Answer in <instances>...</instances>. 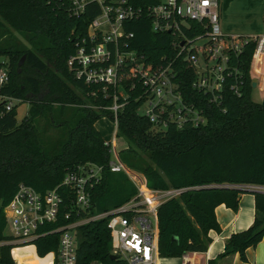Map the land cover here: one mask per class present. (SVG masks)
I'll use <instances>...</instances> for the list:
<instances>
[{
    "label": "trees",
    "instance_id": "obj_1",
    "mask_svg": "<svg viewBox=\"0 0 264 264\" xmlns=\"http://www.w3.org/2000/svg\"><path fill=\"white\" fill-rule=\"evenodd\" d=\"M131 1L135 6L148 2ZM98 14L100 7L95 2L74 16L67 0H0V57L10 60V81L3 91L30 105L21 121L17 106L0 121V264H17L12 255L14 238L5 231V207L20 183L42 194L59 186L64 197L58 219L46 223L41 231L88 215L72 210L73 192L61 185L66 173L77 166L92 163L102 167L99 178L89 185L90 214L118 207L137 193L125 172L110 170L111 145L96 126L101 117H113L108 107L117 87L104 89L103 84L86 83L68 64ZM126 29L135 33L132 48L147 63L156 66L174 60L173 34L153 31L144 17L126 23ZM186 33L195 34L193 29ZM254 51L255 43H251L241 55L246 80L243 95L235 96L227 84L220 106L193 87L195 72L190 63L183 56L175 59L184 101L205 118L199 126L187 123L178 128L170 123L162 128L154 124L139 112L144 100L141 86L131 88L135 79H123L128 97L121 99L125 104L118 113L117 135L128 145L120 154L122 161L143 172L151 188H186L159 209L161 257L206 251L211 242L209 231L221 229L216 207L224 203L237 210L240 195L246 191L238 185L264 186V102L254 100L249 73ZM44 124L54 133H46ZM254 194V223L228 238L222 256L240 252L246 259L247 248L264 237V192ZM79 232L78 264H128L120 256L112 257L107 218L83 224ZM59 238V231L37 238L38 254L57 251Z\"/></svg>",
    "mask_w": 264,
    "mask_h": 264
},
{
    "label": "built area",
    "instance_id": "obj_2",
    "mask_svg": "<svg viewBox=\"0 0 264 264\" xmlns=\"http://www.w3.org/2000/svg\"><path fill=\"white\" fill-rule=\"evenodd\" d=\"M71 14L80 16L88 4L95 2L100 7L98 14L89 24L88 36L84 37L68 64L77 77L86 83H99L125 91L123 79L134 78L131 88L138 85L143 89V104L148 105L145 115L151 122L166 128L174 123L184 128L187 123L199 126L205 122L200 110L184 101L177 80L175 59L183 56L194 69L193 87L209 97L217 106L223 100L227 84L235 96L241 97L246 84L242 68L244 50L255 43L250 63L251 87L263 94L264 70H259L258 60L260 36H244L225 33L220 25V0H148L145 5L133 4L131 0H67ZM144 17L151 22L153 31L168 32L175 36L173 47L177 50L174 60L167 63H147L143 54L132 48L133 31H127L126 23ZM192 22L197 23L194 28ZM194 36L186 31L192 30ZM197 30V31H196ZM264 39V36H263ZM166 58V57H165ZM256 66V67H255ZM256 73V75H255ZM256 85L253 86V80ZM10 81V70L0 62V121L3 114L23 103V99L4 92ZM126 92V91H125ZM128 94L115 92L113 103L108 107L113 113L116 135L119 125V110L124 106ZM225 111V110H224ZM111 153L113 152L111 142ZM112 172H125L135 183L137 193L126 203L103 212L90 214L93 207L89 185L98 179L102 167L87 163L69 170L61 185L73 192L72 210L80 215L63 226L42 230L46 223L55 222L60 213L64 197L59 186L42 194L33 187L20 183L12 199L5 207L8 233L14 243L34 242L51 232H60L55 264H78V247L81 240L79 227L90 221L107 218L111 232V253L125 259L128 264H156L159 257L158 212L166 201L178 197L186 188L156 189L148 186L132 174L119 155L111 158ZM137 174V173H136ZM245 190L264 192V186L238 185ZM70 213L66 215L68 218Z\"/></svg>",
    "mask_w": 264,
    "mask_h": 264
},
{
    "label": "crops",
    "instance_id": "obj_3",
    "mask_svg": "<svg viewBox=\"0 0 264 264\" xmlns=\"http://www.w3.org/2000/svg\"><path fill=\"white\" fill-rule=\"evenodd\" d=\"M215 214L221 229L209 231L211 242L206 251L187 252L182 257H161L159 255L156 264H264V237L257 245L247 248L246 259L242 258L240 252L222 256L228 238L234 233L248 229L254 223L256 216L254 191L246 190L240 195L237 210L223 203L216 207ZM15 244L12 255L17 264H55L56 262L55 251L40 256L34 242Z\"/></svg>",
    "mask_w": 264,
    "mask_h": 264
},
{
    "label": "rangeland",
    "instance_id": "obj_4",
    "mask_svg": "<svg viewBox=\"0 0 264 264\" xmlns=\"http://www.w3.org/2000/svg\"><path fill=\"white\" fill-rule=\"evenodd\" d=\"M220 25L222 30L226 33L239 34L244 36L256 35L260 36V50L258 67L259 70H264V0H220ZM0 62L10 69V60L7 56L0 57ZM256 67V66H255ZM256 75V73H255ZM117 93L126 95L127 92L119 88ZM253 98L257 102L263 101V94L258 90H254ZM29 103L23 102L17 107V118L21 121L29 110ZM148 105L144 104L139 109L141 114H145ZM98 130L101 132L103 138L110 141L113 152L112 157L115 158L127 148V141L121 135H116V127L113 119L109 116L101 117L96 123ZM46 133H54L52 129L46 126ZM120 158H123L122 156ZM130 168V167H129ZM132 174L141 181L142 176L146 179L143 172L130 168ZM137 173V174H136ZM142 174V175H141ZM5 231L10 232L9 226H6ZM94 264H100L94 262Z\"/></svg>",
    "mask_w": 264,
    "mask_h": 264
},
{
    "label": "water",
    "instance_id": "obj_5",
    "mask_svg": "<svg viewBox=\"0 0 264 264\" xmlns=\"http://www.w3.org/2000/svg\"><path fill=\"white\" fill-rule=\"evenodd\" d=\"M23 59L24 58L21 59L20 63H22ZM255 85H256V79L253 80V86H255ZM253 191L255 192V191H258V190H253ZM112 257H116V255L112 254Z\"/></svg>",
    "mask_w": 264,
    "mask_h": 264
}]
</instances>
